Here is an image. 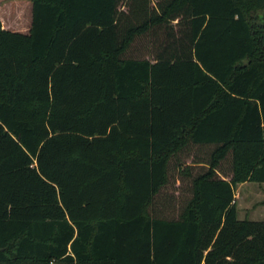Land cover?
<instances>
[{
	"label": "trees",
	"instance_id": "16d2710c",
	"mask_svg": "<svg viewBox=\"0 0 264 264\" xmlns=\"http://www.w3.org/2000/svg\"><path fill=\"white\" fill-rule=\"evenodd\" d=\"M29 4L0 18V264H264L236 204L264 182V0Z\"/></svg>",
	"mask_w": 264,
	"mask_h": 264
},
{
	"label": "rangeland",
	"instance_id": "374dc122",
	"mask_svg": "<svg viewBox=\"0 0 264 264\" xmlns=\"http://www.w3.org/2000/svg\"><path fill=\"white\" fill-rule=\"evenodd\" d=\"M0 18H2L12 30L27 32L31 23V7L29 0H0ZM141 52L140 45L133 47V55ZM195 150L189 155L182 154V163L190 164ZM180 168L173 167L171 180L164 192L173 195V212H178L180 205L187 196L186 183L183 182ZM183 182V185L181 184ZM236 204L240 219H264V182L246 181L238 184L236 189Z\"/></svg>",
	"mask_w": 264,
	"mask_h": 264
}]
</instances>
